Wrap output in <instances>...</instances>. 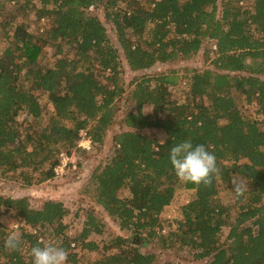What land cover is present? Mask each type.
<instances>
[{
  "label": "trees",
  "instance_id": "obj_1",
  "mask_svg": "<svg viewBox=\"0 0 264 264\" xmlns=\"http://www.w3.org/2000/svg\"><path fill=\"white\" fill-rule=\"evenodd\" d=\"M32 1L24 0L19 8ZM242 1L147 0L144 6L138 0H39V17L52 22L43 35L19 23L5 28L11 25L8 17L0 22V173L31 168L37 177L25 175L27 185L54 176L58 153L63 147L68 153L77 147L81 129L91 142L103 143L125 92L121 55L130 70L138 71L156 62L189 58L204 40L215 46L211 51L216 70L192 71L183 101L172 98L168 89L176 84L174 70L129 82L126 100L133 108L120 118L114 152L93 170L89 186L95 203L133 237H112L106 248L114 251L87 264H155V255L138 249L144 231L158 236L164 246L187 247L204 264H264V129L243 115L234 96L238 92L247 103L255 102L264 118V0H253L250 8L241 6ZM97 5L113 24L118 46L89 12ZM49 41L54 60L40 63ZM38 90L47 93L53 106L44 126L38 125ZM146 104L152 107L147 114L142 111ZM20 112L31 116V123L22 128ZM145 129L161 130L162 139ZM185 140L205 145L216 156L220 173L210 187L184 183L194 195L181 205L176 227L162 234L160 214L172 202L179 181L169 153ZM234 176L246 179L251 188L232 211L234 206L223 203L218 192L220 184ZM123 188L127 197L119 195ZM10 213L21 223V245L5 249L9 232L0 222V264H32L31 249L46 244L64 248L67 264H80L72 241L87 250L99 248L87 240L102 230L92 212L86 213L75 237L66 234L63 218L69 209L62 201L47 200L33 208L27 197L0 193V216ZM223 228L228 231L222 239ZM46 232L53 242L46 241Z\"/></svg>",
  "mask_w": 264,
  "mask_h": 264
},
{
  "label": "rangeland",
  "instance_id": "obj_2",
  "mask_svg": "<svg viewBox=\"0 0 264 264\" xmlns=\"http://www.w3.org/2000/svg\"><path fill=\"white\" fill-rule=\"evenodd\" d=\"M23 1L24 0L3 1V14L0 18V22L2 20L5 21V18L8 17V19L11 20V25H6L5 28L13 29L14 25L19 23L29 32L43 35L52 25L51 18L46 16L39 17L37 11L41 7L39 0H33L25 9L19 8V5L22 4ZM138 1L140 5H147V0ZM252 3L253 0H243L239 4L243 7L250 8ZM89 12L96 15L101 20L106 27L112 44L118 46L115 28L105 17L102 5L90 7ZM2 30L3 29L0 26V47L2 45L1 40L3 39ZM49 42L50 43L43 45L42 53L39 57L40 63L51 64L54 60V48L51 44L53 41ZM213 47L212 41L204 40L198 52L189 58H177L166 63L156 62L151 67L138 71L130 70L125 59L121 55L122 73L120 82L122 83L125 92L122 94V98H120L118 103L119 109L115 114L114 122L105 131L103 143L99 144L92 142L89 149L82 147L78 148V145L76 148H72V152L70 153L72 154V163L69 164L65 172L58 177L53 176L41 183L27 185L23 182V177L25 175H33L34 177H37V172H33L31 168H19L15 171L9 172L6 176L0 173V193L11 197H27L30 206L33 208H40L47 200L62 201L69 209V213L63 218V222L67 225L66 234L70 237H75L80 233L86 218V213H94L102 223V230L100 233H90L87 240L95 241L99 248L96 250H87L86 248H81L79 245H76L74 241L71 242V247H73L74 251L78 254L80 264H87L100 258L103 254L114 251L113 248H106L108 241L112 237L123 235L132 238L133 234L129 230L120 229L117 222L108 216L107 213L95 203L91 197L89 178L93 170L97 166L105 163V161L113 154L115 148L113 138L114 135L121 130L119 123L120 118L126 110L133 108V105L130 104L129 100H126L127 92L130 88L129 82L134 78L143 75H156L160 72L174 70L178 75L176 84L169 85L168 89L170 90L172 98L178 101H183L187 95V84H185V82H187V78L192 71H201L203 69L216 70L213 63L215 54L211 51ZM70 55H72V53ZM260 77L264 79V76L261 75ZM151 84L153 85L154 81H151ZM35 94L42 106V115L38 119V125L44 126L48 123L49 118L53 113V106L47 93L38 90L35 91ZM234 96L243 115L247 118L256 120L260 129H264V118L257 111L258 105L255 102L247 103L244 100L243 95L238 92H234ZM151 110L152 107L149 104L144 105L142 108V111L145 114L150 113ZM17 121L21 128L25 127L31 123V116L27 115L25 112H20L17 116ZM143 132L154 135L158 139H162L163 133L161 130L145 129ZM22 133H24V130H22ZM61 151H66V148H61L60 152ZM245 181L248 184V190H250V183L246 179ZM246 193L243 197L247 196ZM119 195L121 197H127L129 192L126 188H123L119 191ZM193 195L194 191L192 189L185 188L184 183L178 181L175 186L172 202L160 214L162 227L160 232L162 234H167L170 229L176 227L177 219L181 218V205L190 200ZM218 197L223 203L234 206L232 211H235L238 199L232 192L231 182L220 184ZM0 222L9 233L13 230L19 232L21 223L19 218L13 213L1 215ZM227 231L228 228H223L222 239L225 237ZM45 235H48L46 241H54L49 239L51 236L48 232H46ZM140 236L143 238V241L138 245V249L141 252L152 253L155 255V264H204L205 260H197L193 258L192 252H190L187 247H180L178 244H175L174 246H164L165 244L159 240L158 236H149L145 231L141 232ZM72 243H74V246H72Z\"/></svg>",
  "mask_w": 264,
  "mask_h": 264
},
{
  "label": "clouds",
  "instance_id": "obj_3",
  "mask_svg": "<svg viewBox=\"0 0 264 264\" xmlns=\"http://www.w3.org/2000/svg\"><path fill=\"white\" fill-rule=\"evenodd\" d=\"M169 160L177 179L185 184L210 187L220 173L216 156L203 144L193 145L190 140L182 141L170 149ZM232 192L237 199L244 196L248 184L243 177H233ZM12 223V222H10ZM21 236L17 230L11 231L4 242L6 250H18ZM32 264H67L68 252L52 244L31 249Z\"/></svg>",
  "mask_w": 264,
  "mask_h": 264
},
{
  "label": "built area",
  "instance_id": "obj_4",
  "mask_svg": "<svg viewBox=\"0 0 264 264\" xmlns=\"http://www.w3.org/2000/svg\"><path fill=\"white\" fill-rule=\"evenodd\" d=\"M79 137L80 138L77 144L78 147L89 149L91 147L92 142L91 137L87 134V131L85 129H81L79 131ZM70 163H72V154L66 151H61L58 155V163L54 167V176L58 177L62 175ZM72 246H74V243H72Z\"/></svg>",
  "mask_w": 264,
  "mask_h": 264
}]
</instances>
